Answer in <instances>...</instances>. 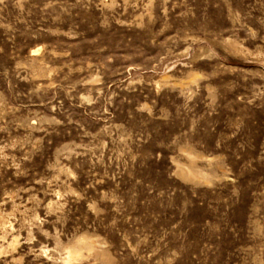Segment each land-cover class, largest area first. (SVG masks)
<instances>
[{
	"label": "rangeland",
	"instance_id": "1",
	"mask_svg": "<svg viewBox=\"0 0 264 264\" xmlns=\"http://www.w3.org/2000/svg\"><path fill=\"white\" fill-rule=\"evenodd\" d=\"M0 264H264V0H0Z\"/></svg>",
	"mask_w": 264,
	"mask_h": 264
}]
</instances>
